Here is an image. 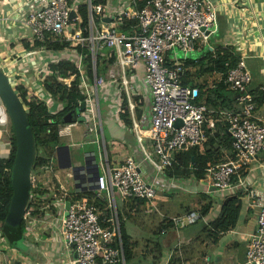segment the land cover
I'll return each mask as SVG.
<instances>
[{
    "label": "built area",
    "instance_id": "2783aa9c",
    "mask_svg": "<svg viewBox=\"0 0 264 264\" xmlns=\"http://www.w3.org/2000/svg\"><path fill=\"white\" fill-rule=\"evenodd\" d=\"M96 1L88 0L87 27L82 25L78 15L80 5L74 7V0H4L0 4V32L16 31L19 40L29 44V50H34L28 51L25 64L34 55L43 59L41 54L46 52L52 60L57 57L55 61H45L48 75H53L49 65L62 61L73 63L77 68L79 89L84 95V100L79 102L78 117L85 119L58 124L60 138L70 136L73 127L83 125V138L95 136L93 143L98 145V156L95 152L87 154L83 163H72L63 177L57 170L61 169L57 158V148L61 145L55 147L53 155L47 157V162L40 167L50 175L54 189L47 188L51 201L41 209L46 212V220L36 219L34 227L49 221L51 227L59 231L65 247L73 252V257L65 264H125L115 194L119 193L124 200L151 201L155 198L156 189L160 188L159 180L167 181L170 187L178 189H182L181 182L190 184L199 181L196 177H167L166 171L176 163L178 153L202 143V128L206 122L211 126L214 124V118L207 117L208 107L197 102L200 96L198 88L184 85L182 80L188 62L197 65L207 50L215 52L211 39L217 30L216 1L147 0L144 8L137 9L136 0H128L125 7L112 16L105 14L106 2ZM117 1L120 4L123 2ZM71 12L75 14L73 19L70 18ZM124 19L135 20L136 25L123 31L120 25ZM18 28L26 32L18 34ZM136 28L137 33L134 31ZM28 31L31 34L27 35ZM46 40L68 42L69 46L63 50L33 48L36 42ZM88 57L91 59L92 79ZM8 66L10 70L7 67L1 69L10 81V76L19 73L13 62ZM97 66H105L103 74H98ZM134 76L143 80L144 94L135 92L140 90V85L131 80L130 77ZM74 79L75 75L68 78L57 76V80L68 87ZM251 80V71L245 58L241 57L238 64L229 69L224 80L235 94L240 109L213 111L216 119L227 126L234 158L209 168L201 182H207L203 193L213 199L218 193L243 189V197L258 209L257 228L249 241L246 262L264 264V192L249 188L241 176L242 172L249 171L260 154L264 155V119L254 115L256 104L249 90ZM110 81L118 86L117 90L123 95L118 102V116L111 118L122 121L121 115L125 113L124 105L127 104L133 124L131 127L123 125L135 135L143 154V160L131 155L115 167L108 159L100 108V91ZM34 96L47 106L50 114L55 115L63 109L61 103L54 101L43 87L42 92ZM137 97L142 100L137 102ZM137 108L142 110L139 119L135 114ZM40 156L45 158L42 154ZM144 161L155 171L152 179L146 176ZM234 176H237V181H234ZM31 179L32 185L40 182L36 172H32ZM57 192L60 194L57 195ZM88 195H93V198ZM95 199L107 203L111 216L105 222L109 227L102 226ZM66 203H69L68 208ZM50 208L55 211H50ZM200 217V212L194 210L171 217V220L174 227L181 229L196 223ZM34 219L25 213L26 229ZM0 240L1 245L7 243L1 226Z\"/></svg>",
    "mask_w": 264,
    "mask_h": 264
},
{
    "label": "trees",
    "instance_id": "16d2710c",
    "mask_svg": "<svg viewBox=\"0 0 264 264\" xmlns=\"http://www.w3.org/2000/svg\"><path fill=\"white\" fill-rule=\"evenodd\" d=\"M147 0H136V8L141 9L146 6ZM105 0H97L96 3H105ZM78 15L82 20L83 27H87L89 21V12L87 5H80L78 8ZM223 23V22H222ZM220 24V26H219ZM225 25V23H223ZM131 25H136L135 20L124 19L120 29L123 31L129 30ZM218 28L214 34V39L220 38L223 35V27L221 23H217ZM137 33L138 29H134ZM68 42L55 41L51 42L46 40L44 42H36L33 46L34 49L41 47H46L50 50H63L68 47ZM25 48H30V45L24 43ZM89 52V50L87 51ZM114 60V56L111 61ZM208 60V65L203 64ZM241 60V53L231 45L225 46L222 43L215 44V52L207 50L205 52L204 58L195 65L193 62H188L185 66L184 77L182 84L190 85L198 88L200 96L197 99L198 103H203L208 107L209 112L207 113L208 118H214V124L211 126L209 122L203 125L202 132L204 134V140L198 146L188 149L187 151H182L176 155V163L171 169L166 171L167 177L176 178H190L196 177L199 181L206 178L207 170L218 164L225 163L230 159L234 158V152L232 148L231 138L227 133L226 125L218 121L213 114L215 110H225V111H238L240 109L235 94L230 91L225 84L224 80L230 68L236 66ZM87 61L90 65L89 76L92 79L93 73L91 69V59L88 57ZM228 64V65H226ZM202 66L201 69L197 71H191L196 66ZM252 70L254 77L251 80L249 90L253 96L254 103L256 104V109L264 106V85L257 84L256 68L253 65L249 66ZM203 68V69H202ZM49 70L53 75L47 76L42 81V86L47 91L54 101L61 103L63 109L57 114H50L47 106L38 101L35 97H28V90L24 85H18L16 88V93L22 100L24 107L27 111V116L29 123L32 127L35 144H36V159L33 165V172L39 173L40 167L47 162V157L52 156L54 149L61 144V138L58 133V124L61 122H68L69 120H74L78 118L79 115V102L84 100V95L79 89V76L76 66L68 61H62L57 64H50ZM105 71V66H97L98 74H103ZM219 73L222 79L214 85L206 86L203 84H194L192 82L193 75ZM62 78H68L71 75H75L74 81L71 82V86L68 87L65 83L57 80V76ZM141 97H137L136 101L140 102ZM126 111L121 115L122 121L129 127L132 126V118L129 110L127 109V104L124 105ZM140 106V104H139ZM142 110L137 108L135 111L136 118L139 119ZM10 118V117H9ZM135 137V136H134ZM136 140V138H135ZM134 140V143L137 141ZM7 142H9V154L5 157H0V226L3 231V224L8 214L10 201L12 198V185L11 176L12 168L15 161L16 155V139L13 124L10 119V127L7 134ZM42 154L45 158L40 156ZM143 159V156L141 157ZM108 159L110 160V153L108 152ZM112 165V164H111ZM143 165L148 167L150 171L152 166L144 161ZM247 172H242L241 176L245 177ZM237 176H234V181H237ZM42 184L32 185L31 198L27 206L26 213H29L32 217L38 220H43L46 218L45 213L41 209L45 205L49 204L51 199L47 195V188L42 187ZM60 193L57 192V195ZM243 192L241 189H237L234 194L225 196L221 203V209L219 215L210 222L207 226L202 228L203 232L207 234L208 239L211 240L213 244H216L221 235L229 230H232L239 219L242 201L241 198ZM90 199L93 195H88ZM204 203L199 209L201 219L207 216L210 210L214 207V200L210 199L206 195L202 196ZM132 201L137 202L136 205L139 206L140 203H145L147 200L132 199ZM94 204L100 211V220L102 226H110L105 222L111 216V212L107 207L106 202L100 200H94ZM105 209V213L103 212ZM50 211L54 212V208H50ZM117 215L120 220V232H121V244L124 252L125 262L135 258L134 246L135 242L132 237L127 233L124 228L123 222L121 220L119 211L117 210ZM46 220V219H45ZM198 221V220H197ZM191 225V224H190ZM188 225V226H190ZM23 234L26 233V221L23 220L22 224ZM175 228L171 218H164L159 226V231L161 234L168 232L170 229ZM3 235L5 236L4 232ZM22 240V239H21ZM10 245H18V242H12L7 240ZM188 251L186 247H181L180 249H175L174 253L169 258L167 264H185V258H187ZM146 257L153 253V264H159L161 261L162 247L159 243H156L151 250L146 251ZM158 253V254H157ZM184 258V259H183Z\"/></svg>",
    "mask_w": 264,
    "mask_h": 264
},
{
    "label": "crops",
    "instance_id": "0c3cea01",
    "mask_svg": "<svg viewBox=\"0 0 264 264\" xmlns=\"http://www.w3.org/2000/svg\"><path fill=\"white\" fill-rule=\"evenodd\" d=\"M4 0H0V4ZM217 5V15L221 17V26L223 27V35L219 38L214 39L212 37V44L222 43L225 46L231 45L237 49L241 53V57L245 58L248 69L251 71V75H253L252 70L250 69V65H253V62L257 63V74H256V83L264 85V0H215ZM225 23V25L223 23ZM220 26V24H219ZM218 28V25H217ZM1 29V26H0ZM237 30V32H236ZM7 31L0 32V50L6 52V49H11L8 45L16 44L17 38L15 34L13 35V42L8 44L7 41ZM23 33V32H20ZM21 40V39H20ZM18 42V45L13 50H8V60L7 63L8 70H10L9 64L12 62L15 65V69L20 71L22 69V73L26 72V66H21V63L24 64V58L27 57L28 51H34L33 49L29 50V48H25L22 46V40ZM238 47V48H237ZM16 48H25V54L17 53V56H12V52ZM27 50V51H26ZM3 52V53H4ZM15 53V54H16ZM20 54V55H19ZM12 56V57H11ZM23 57L22 59L20 57ZM38 56V55H37ZM37 58V57H36ZM203 64L208 65V60L203 62ZM199 66V65H198ZM197 67V66H196ZM193 68L197 70V68ZM6 69V68H5ZM20 73V72H17ZM21 74V73H20ZM217 76V73H214ZM219 74V73H218ZM221 75V74H220ZM218 77V76H217ZM254 77V76H252ZM216 78V77H215ZM213 78V79H215ZM222 79L219 78V81ZM253 79V78H252ZM194 83V80L192 79ZM214 85V84H212ZM255 117L258 119H264V106L257 108L254 113ZM108 121L113 125L121 124V128H124L123 121H116L114 118L108 117ZM9 130L7 112L0 101V157H5L9 154V142H7V134ZM127 130V129H125ZM128 131V130H127ZM130 132V131H129ZM132 134V133H131ZM133 135V140H135V135ZM123 133H120L117 129H113L110 132V143L115 145V150L117 151L119 145H123L126 148V141L123 139ZM137 140V139H136ZM135 140V141H136ZM146 142H149L148 140ZM105 144L108 150V145ZM139 144L136 141L134 143V151L130 154L125 155L123 158L118 159L117 154L114 155L110 153L111 164L119 165L125 161L128 156H136L137 159L143 160L141 155L142 152L139 149ZM120 149V148H119ZM127 149V148H126ZM124 153H128L125 151ZM144 170L148 179H152L155 176V171L152 168L148 169V167L144 166ZM243 180H246V185L249 188H257L258 190L264 192V155L260 154L257 159L250 165V169L247 172L245 177H242ZM158 185L161 186V189L165 191V193H170L168 189L170 185L167 181H158ZM182 191L190 192L196 195H200L199 198L202 200V196L206 195L203 193L205 188L207 187V182H191L190 184H185L181 182ZM235 190L221 192L217 194L216 199H213L211 196L206 195L210 199L214 200V205L217 202H220L221 205L223 198L225 196L234 194ZM244 195L243 189H241ZM122 205V210L124 212H130L134 210V201L125 200ZM198 201V199H197ZM242 209L237 221L236 226L222 234L219 241L216 244H213L210 239H208L207 234L203 232L202 228H199L196 231H188L189 235L187 238V245H185L186 249L190 247V244L195 241V244H199L202 249L209 250L214 252L215 258L209 256L208 253H203V251L199 252L196 250V246L194 247L195 253V261L199 264H247L246 262V251L249 246V241L251 235L255 232L258 223V209L254 208L250 205V203L242 196ZM197 203V202H196ZM203 205V204H202ZM201 205V206H202ZM198 203L193 209L188 208L187 212H191L196 209ZM132 208V209H128ZM201 208V207H200ZM221 206L213 216L210 213L214 211L212 208L209 214L202 218L204 220L205 225L207 226L210 222H212L220 213ZM118 210V206L116 204V211ZM183 213V214H185ZM176 214L173 216L183 215ZM168 218H171L168 216ZM201 219V218H200ZM199 219V220H200ZM36 219L32 225L27 226V236L32 239L34 242V251L31 255L27 256V254L21 255L19 251L15 250L10 246L8 241L6 240V244L3 243L1 245L0 240V264H65L69 258L73 257V252L66 248L64 243L61 240V236L59 235V231L54 229L49 224V221L46 223L40 224L38 227H34L36 225ZM170 231L164 233L168 234ZM132 237V236H131ZM134 241V238H132ZM2 246V247H1ZM189 246V247H187ZM176 248H174L175 250ZM180 249V248H178ZM199 253V256H198ZM200 254L202 255L200 258ZM7 257L9 259V263L7 262ZM126 264V262H125Z\"/></svg>",
    "mask_w": 264,
    "mask_h": 264
},
{
    "label": "rangeland",
    "instance_id": "374dc122",
    "mask_svg": "<svg viewBox=\"0 0 264 264\" xmlns=\"http://www.w3.org/2000/svg\"><path fill=\"white\" fill-rule=\"evenodd\" d=\"M128 2V0H123V2L120 4L117 0H106V6H105V14L106 16H112L114 14L119 13L120 8H124L125 4ZM88 0H74L73 6L77 7L78 5H87ZM216 23H221V17L219 15L216 16ZM20 32L25 33L26 31L22 28L17 29V33L21 34ZM237 32V30H236ZM15 34L17 38V43L10 45L9 43L13 42ZM31 34L29 31L27 32V35ZM7 41H8V47L13 50L19 42V38L16 34V31L12 33H7L6 35ZM220 39V38H219ZM215 45V44H214ZM22 46L24 47V43H22ZM238 48V47H237ZM7 51L4 52L3 50H0V68L9 63L8 60V54ZM27 51V50H26ZM4 52V53H3ZM13 52H17L20 54H25V48H16ZM13 54L12 56H17L18 54ZM72 53V52H71ZM19 54V55H20ZM11 56V57H12ZM37 55L30 57L26 62V64H22L21 66H26V72L22 73V69H19L20 72L18 75L14 74L10 76V82L12 83V86H14V89L16 90L18 85H24L25 88L28 90V97H35V94H39V92H42V84L40 83L43 81L48 75V68L45 66V61L51 62L57 60V57L55 56L52 60L51 57L48 56L46 52L41 54V57L43 59L36 58ZM36 60H35V59ZM22 59V58H21ZM7 62V63H6ZM253 66L256 68L257 63L253 62ZM202 67V66H201ZM200 66H197V71ZM258 67V66H257ZM203 69V68H202ZM257 69V68H256ZM191 71H196L192 69ZM218 76V77H217ZM210 73L207 72L205 74H196L193 75L194 84H203L206 86H210L212 84H216L219 82V78L222 76L217 73ZM216 77V78H215ZM131 80L134 83H138L140 85V90H135L137 93H145V84L142 79H140L138 76L130 77ZM215 78V79H213ZM39 84V86H36ZM141 85L143 86V89H141ZM118 86L115 83H111V81L108 83L107 87L104 90L100 91V108H101V115L103 118V134L106 139V143L108 145V150L110 153L114 155L117 154V158L121 159L125 155L130 154L134 151V140L132 132L127 131L123 128H121V124L113 125L111 122H109L108 117H117V107L118 102L120 101V97H122V93H120L118 90ZM17 92V91H16ZM56 106V104H54ZM8 118V124L10 127V118L7 114ZM113 129H117L120 133H123L124 137L123 139L126 141V148L122 145L118 146L117 151L115 150V145L110 143V132ZM83 132L84 127L83 125L73 127L71 129L70 136L61 138V144L67 145L70 148V156H71V162L73 164H77L79 162H84V155L85 153L89 152H95L98 156L99 149L98 145L96 143H93V139L95 136H90L89 139L83 138ZM100 139H101V135ZM82 145V146H81ZM120 148V149H119ZM102 150V149H101ZM127 151L128 153H124ZM103 154V152H102ZM50 156H48L49 158ZM47 158V159H48ZM116 165H113L115 167ZM57 170L60 172V174L63 175L66 172H69L68 169H65L64 171L62 169ZM38 180L40 182L36 183V185L42 184V187L51 188L54 189V184H52L51 177L48 173H44L43 170L39 169ZM35 181V180H34ZM71 181V179H69ZM159 189H156V195L155 198L151 201H147L145 203H140L139 206L136 205L137 202L134 201V210L130 212H124L122 210V205L124 202H126L119 193L115 194V201L118 206V211L121 217V220L123 222L124 228L126 229L127 233L134 238L135 246H134V253L135 258L128 260L126 264H153V253H150L146 257V251L151 250L153 246L156 243H159L162 247V254H161V261L159 264H167L169 258L174 253V248H181L187 245V238H188V231H196L199 228H203L205 225L204 220L200 219L196 223L191 224L190 226H186L181 229L172 228L170 229L168 234H161L159 231V226L164 220V218L176 214H183L187 212V209H193L196 204L198 203V206L196 209H200L201 205L204 203V200H200V195H196L190 192H184L178 188L170 187L168 191L170 193H165L164 190L161 189V186H159ZM198 199V201H197ZM197 202V203H196ZM220 202H217V204L214 205V211L211 212L210 215L216 214L220 208ZM132 209V208H128ZM107 209H105L103 212L105 213ZM174 217V216H173ZM55 228H58L55 227ZM197 245V246H196ZM15 250L19 251L21 255L27 254V256L31 255L34 251V242L31 238H29L26 233L23 234L22 240L18 242V245H10ZM196 246V250L199 252L203 251V253H208L209 256L212 258H215L214 252H211L206 249H202L199 244H195V241L190 244V247L187 248V258H185V264H199L196 263L194 257L195 253L194 247ZM158 254V253H157ZM199 256V253H198ZM200 254V258H201ZM184 259V258H183Z\"/></svg>",
    "mask_w": 264,
    "mask_h": 264
},
{
    "label": "water",
    "instance_id": "95a60500",
    "mask_svg": "<svg viewBox=\"0 0 264 264\" xmlns=\"http://www.w3.org/2000/svg\"><path fill=\"white\" fill-rule=\"evenodd\" d=\"M74 16V12H71L70 18L73 19ZM0 101L11 119L16 139V155L11 176L13 194L3 224V232L7 240L19 242L23 237L21 224L31 198V177L36 159V144L26 108L11 85L8 76L1 68ZM78 112L80 113V110ZM84 119L83 116L78 117L80 122ZM87 154L93 155L94 152L85 153L84 161ZM57 158L61 169H68L72 166L69 146L61 145L58 147ZM68 206L69 203H66V208Z\"/></svg>",
    "mask_w": 264,
    "mask_h": 264
}]
</instances>
